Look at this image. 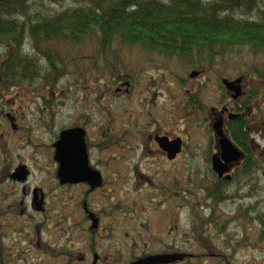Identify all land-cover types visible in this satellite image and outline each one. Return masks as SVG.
Segmentation results:
<instances>
[{"label":"rangeland","instance_id":"obj_1","mask_svg":"<svg viewBox=\"0 0 264 264\" xmlns=\"http://www.w3.org/2000/svg\"><path fill=\"white\" fill-rule=\"evenodd\" d=\"M257 1L259 5H264V0ZM67 5H71L69 0H63L61 7ZM50 7L59 9L60 4H50ZM110 49L102 53L99 47L90 41L73 49V51H81V59L73 63L68 57L70 60L69 64L65 62L66 72L54 88L56 94L54 99L48 97L47 89L44 90L42 88L44 85L40 83L32 87L12 89V92L5 97L0 110L16 113L18 121L15 123L18 130L12 128L0 114V173L12 171L18 164H25L33 174L27 179V188L42 179H47L48 173L56 170L51 144L59 128L69 124L72 117L79 116V112L86 114L93 112L94 104L99 105V108L103 106L105 110L91 115L92 123L97 121L101 126H105L110 111L114 116V121L112 120L114 132L118 136L123 132L126 134L123 133L122 139L118 137L116 141H120L119 144L116 143L102 155L118 157L119 163L114 165L113 171L123 174L118 175L113 200L109 201L106 198L105 201L102 197L101 205L114 202L117 208L120 206L126 210L131 209L127 205L134 203L136 205L133 206L135 216L132 218L123 217L119 213L113 215L109 222L113 225L114 234L110 239H102L97 244L95 250L99 256L106 258L111 264L128 261L142 245L141 239H135L137 243H133L134 238H131L136 234L137 226L152 220L151 226L155 229L160 214L161 252L177 250L193 254L194 257L189 258L191 262L186 264H215L216 259L220 261L219 258L208 259V256L202 254L206 253V250H202V247L188 234L189 228L193 225L191 219L193 210L195 214L208 215L210 210L207 207L212 205V199L206 201L204 196H199L201 193L194 192L195 178L191 173H197V166L200 169L201 166H205L203 160L193 161L190 171V168H186L183 158L169 162L161 157V198L153 204L150 203V199L154 195L145 200L144 196L147 194L145 188L134 190L130 184L132 180L127 175L128 163L133 165L134 163L128 158L152 154L148 149L143 148L141 140L146 133L158 126L162 134L182 136L187 145L188 155L199 150L194 146L200 142L202 144L205 142L208 146L212 140L209 134L213 114L211 108L220 106L221 102L230 101L224 88L221 87L220 80L221 78L230 80L242 75L246 91L250 88L258 90V97L241 113L246 121L253 152L260 165L255 171L259 186L262 187L258 190L257 198L264 199L262 175L264 173V80L256 72L251 71V69L264 70V55H255L246 49H240L237 53L218 58L197 77L189 78V73L195 68L174 58L165 59L157 54H149L139 47L115 45ZM26 52L31 54L32 49L27 46ZM68 55L70 56L71 53ZM94 65L98 68H94ZM103 65L118 66L128 71L130 80H121L120 91L115 92V88H120L117 81L109 86L108 90H104L106 83L102 81L108 80L109 74ZM128 81L130 85L125 84ZM190 91L200 95L201 102L206 106L205 112L200 113L190 109L191 104L187 96ZM97 97L100 99L96 102ZM134 128L142 131L136 133L135 137L129 133V130ZM92 134H96V131ZM147 161L149 160L141 164L149 168H152V165L157 166L155 161H152V165ZM189 166L187 164V167ZM152 171L154 174L157 173V170L152 169ZM226 187L227 193L236 191L235 183ZM20 188V185H16L17 190ZM6 190V194L0 193V199H5L0 202L1 208H6L3 204L7 203L6 197L10 193L8 188ZM201 199L205 203H200ZM97 201L100 200L97 198ZM239 201L244 202V197L242 200L241 196H234L219 204H213V207L220 216L228 219L234 214ZM158 203H161V211L155 210L156 214H154L153 207L155 208V204ZM19 208L22 206L15 207L13 211H8V208L1 209L3 216L0 214V228L2 232H6L5 238L0 237L1 244L9 245L13 237L16 241L15 249L3 251L0 264H36L38 262L36 254L27 250L20 242L32 237L33 227L38 223L42 226L39 235L42 239H46L47 230L43 222L48 220L47 214L54 217L56 211L62 209L61 204L59 208L56 205L55 210L50 209L43 213H37L29 208L20 215ZM251 222L245 232L242 224L231 222L226 229V233L231 236L226 240L220 241L218 236L208 238L211 242L209 244H212L221 255L220 258L223 260L221 264H264V232L259 231L260 221L255 219ZM107 223L108 221L104 219L103 224L107 225ZM199 255L203 258L196 260Z\"/></svg>","mask_w":264,"mask_h":264},{"label":"trees","instance_id":"obj_2","mask_svg":"<svg viewBox=\"0 0 264 264\" xmlns=\"http://www.w3.org/2000/svg\"><path fill=\"white\" fill-rule=\"evenodd\" d=\"M62 2L0 0V108L12 89L37 83L44 85L48 97L54 99V88L66 72L65 62L81 59V51L73 49L88 41L102 53L115 45L139 47L149 54L174 58L199 72L240 49L264 55V5L257 0H69L71 5L61 7ZM50 4H60L61 9ZM27 46L34 54L25 51ZM103 67L109 74L108 80L102 81L106 83L104 90L116 81L130 78L128 71L118 66ZM251 71L264 80V70ZM190 92L187 96L193 110L204 112L206 106L200 95ZM250 92V96L242 97V105L234 108L235 112L241 113L256 99V91ZM100 110L105 108L101 106ZM3 112L0 110V114ZM109 113L108 123L101 126L103 148L126 134L118 136L114 132V116ZM227 130L229 139L245 157L229 181L214 175L212 191L205 197L206 201L212 199V205L207 207L210 211L200 215L193 210V225L188 231L194 242L206 250L202 254L208 259L219 258L215 264L223 260L208 238L218 236L220 241L226 240L231 236L226 233L231 222L242 224L245 232L256 219L260 221L259 231L264 232V199L257 198L262 187L255 176L260 165L248 138L246 121L242 116L228 120ZM231 183L236 184V191L227 193L226 186ZM234 196H241L242 200L244 197V202L239 201L228 219L220 216L213 204ZM197 257L196 260L203 258ZM189 261L186 258L183 263Z\"/></svg>","mask_w":264,"mask_h":264},{"label":"flooded vegetation","instance_id":"obj_3","mask_svg":"<svg viewBox=\"0 0 264 264\" xmlns=\"http://www.w3.org/2000/svg\"><path fill=\"white\" fill-rule=\"evenodd\" d=\"M130 80V78H129ZM122 82V81H121ZM120 84V88H115V92H118L122 89V83ZM125 84L130 85V81ZM222 85V84H221ZM241 87L242 94L238 98H231L234 93L231 90H224L230 101L219 104L220 106L212 107V122L210 125L209 134L211 136V141L208 146L205 142L202 144L195 145L194 147L199 150H195L194 153L190 152L191 155H188L187 145L183 141L184 138L180 135L170 136L168 134H162L159 129V126L152 131L146 133L145 137L141 140L142 146L144 149H148L151 155H141L139 157H129L128 159L134 163H128V177L131 178L132 182L130 184L133 186L134 190L139 188H145V192L147 193L144 197L145 200L151 195H154L150 199V203H153L161 198V157L165 161L173 162L178 158H183L186 162V168H190L192 170L193 161L202 159L205 164L204 167L199 166L197 173L194 174V192H199L204 197H207L208 194L211 193L214 181V175H216L213 171L212 160L214 155L215 157H219L220 147L218 144L219 136L216 131L213 129V124L217 120H221V130L226 137L228 136L227 130V122L228 120L235 119L242 116V113H238L234 111V108H240L242 104V97L245 98L250 96L251 88L246 91L244 85V77L239 84ZM222 87V86H221ZM256 91V98L258 97V90L254 88ZM101 93V92H100ZM102 95V93H101ZM101 97V96H100ZM100 97L95 98L96 102L99 101ZM99 105L94 104L92 106L93 112L90 114H86V112H79V116L72 117V121L64 127H60L58 133L54 135L55 139L52 141V152L53 143L59 136V132L62 129L69 128H81L84 131L83 141L85 144L88 165L91 169L97 170L101 176V181L99 185L92 186L93 182L89 181H67L62 182L58 172L57 165L54 163L55 171L52 173H48V178L45 180L37 182L31 187H26L27 179L33 174L27 169V173L24 175V178H18L20 174L12 171L2 172L0 173V193L4 192L6 194L7 188L10 190V193L7 195L6 200L7 203L3 204L8 208V211H13L15 207L19 208V214L23 215V212L26 209L31 208L35 210L37 213L47 212L50 209L55 210V206L58 205V208H61L60 211H56V215L50 216L47 214V219L43 222L46 225L47 230V238L42 239L39 235L41 230V225L38 223L35 227H33V232L31 234L32 237L21 240L20 244L24 246L27 250L33 251L38 259L36 264H111L107 262L106 258L99 256L97 251L95 250L97 244H99L102 239H110L113 234V225L109 222L115 213H119L121 216H126L132 218L135 213V208L132 205H127L131 209H124L122 207H116L114 202L112 203H104L101 205L102 200H113L114 190L117 186L118 175H122L123 173L115 172L114 165L119 163L117 160L118 157L114 155L110 156H102L108 151L109 148L113 147L116 143L119 144L120 141H115L110 144L104 145L103 148V140L101 133V123L93 122L91 120V115L94 112H100ZM249 107V106H248ZM247 107H244L246 109ZM190 109H194L191 106ZM47 110V108H46ZM84 110V109H82ZM205 112V111H204ZM7 112H3L2 115L5 119L14 126L15 130H18V126L15 123L18 118L16 113L10 112L9 115H6ZM45 115V114H44ZM7 116V117H6ZM47 116V115H45ZM231 116V117H230ZM96 134H92L95 132ZM130 135L135 137L136 133H141L139 129L134 128V130H129ZM166 136L169 140H173L175 138H181L182 142L180 144V152L172 159H167L166 152L161 149L158 145L156 137ZM214 137V139H213ZM151 148H150V147ZM203 152V155H202ZM184 155V156H182ZM134 158V159H131ZM145 160L150 165H152V161H155L157 166L152 165V168L148 166H143ZM241 163V162H240ZM238 162H230L226 164L229 175H233L236 171V167L239 166ZM187 164L190 166L187 167ZM26 166V165H25ZM15 168V167H14ZM143 169V170H142ZM153 170H157V173L154 174ZM196 174V176H195ZM50 177V178H49ZM198 183V184H197ZM16 185H20V190L16 189ZM198 195V193H197ZM59 197H61L59 199ZM97 198L100 201H97ZM107 198V199H106ZM5 199H0L4 201ZM200 203H205L204 200L201 199ZM2 204V203H1ZM156 207H153V213L156 214V211H161V203L155 204ZM5 207L1 208L0 205V214L3 216L1 209L6 210ZM127 212V213H126ZM69 218H72L71 220ZM144 218H146L144 216ZM106 219L108 221L107 225L103 224V220ZM153 221L149 220L146 224H142L137 226L136 234L131 237L133 239V243L136 242L135 239H141L140 247H138V252L132 255L128 261L122 263H129L134 261L140 257H146L147 255H154L161 253V215H158V220L156 221V228L153 229L151 223ZM2 233L0 237L5 238V231H1ZM130 238V237H129ZM16 238H12V242L7 244H1L0 241V257L3 255V251L15 249ZM137 243V242H136ZM196 256V255H195ZM194 257V256H193ZM192 258V256H191ZM182 264V263H180Z\"/></svg>","mask_w":264,"mask_h":264},{"label":"water","instance_id":"obj_4","mask_svg":"<svg viewBox=\"0 0 264 264\" xmlns=\"http://www.w3.org/2000/svg\"><path fill=\"white\" fill-rule=\"evenodd\" d=\"M199 72L193 70L189 73V78L196 77ZM242 77L235 80L222 79V83L226 89L233 91V98H237L242 94L240 82ZM231 117V116H230ZM221 120H217L213 124V129L219 136L218 144L220 147L219 157L214 155L212 164L213 170L218 177H222L228 171L226 164L230 162H238L243 157V152L222 133ZM84 131L81 128H69L60 132L59 138L53 143L54 155L58 167L57 172L62 182L73 181H89L93 182L92 186L100 184L101 176L97 170H93L88 165L87 152L83 139ZM158 145L163 149L168 159H172L180 152L181 138L169 140L166 136L156 137ZM15 174L18 173V178H24L27 173L25 165H19L14 169ZM225 180L230 179V175L224 176ZM264 178V174H263ZM190 256L183 252H161L154 255L140 257L128 264H171L183 260Z\"/></svg>","mask_w":264,"mask_h":264}]
</instances>
